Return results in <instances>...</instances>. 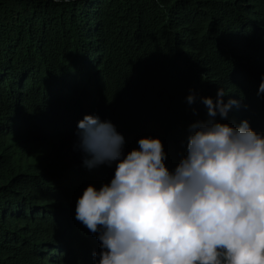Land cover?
Returning <instances> with one entry per match:
<instances>
[{
    "label": "trees",
    "instance_id": "trees-1",
    "mask_svg": "<svg viewBox=\"0 0 264 264\" xmlns=\"http://www.w3.org/2000/svg\"><path fill=\"white\" fill-rule=\"evenodd\" d=\"M262 79L264 0H0V264L99 259L76 204L115 163H84L86 114L112 122L124 153L160 138L174 170L221 87L238 105L216 119L264 134Z\"/></svg>",
    "mask_w": 264,
    "mask_h": 264
},
{
    "label": "clouds",
    "instance_id": "clouds-1",
    "mask_svg": "<svg viewBox=\"0 0 264 264\" xmlns=\"http://www.w3.org/2000/svg\"><path fill=\"white\" fill-rule=\"evenodd\" d=\"M226 94L221 87L215 101L202 98L209 118L190 125L174 170L160 138L141 137L124 153L111 121L91 114L78 121L84 163H115L110 183L89 184L76 204L75 218L98 234L96 264H264V134L246 119L239 126L216 119L238 105Z\"/></svg>",
    "mask_w": 264,
    "mask_h": 264
}]
</instances>
